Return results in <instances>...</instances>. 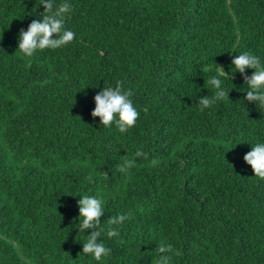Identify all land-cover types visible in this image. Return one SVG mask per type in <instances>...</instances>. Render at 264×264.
Returning <instances> with one entry per match:
<instances>
[{
    "label": "trees",
    "instance_id": "trees-1",
    "mask_svg": "<svg viewBox=\"0 0 264 264\" xmlns=\"http://www.w3.org/2000/svg\"><path fill=\"white\" fill-rule=\"evenodd\" d=\"M70 3L76 39L28 58L17 34L43 9L0 0V264H156L161 244L169 264H264V179L243 161L264 141V108L239 102V73L229 100L196 103L234 54L264 58V0ZM118 81L140 111L126 133L91 116ZM83 194L106 198L101 222L129 215L100 262L80 255Z\"/></svg>",
    "mask_w": 264,
    "mask_h": 264
},
{
    "label": "clouds",
    "instance_id": "clouds-1",
    "mask_svg": "<svg viewBox=\"0 0 264 264\" xmlns=\"http://www.w3.org/2000/svg\"><path fill=\"white\" fill-rule=\"evenodd\" d=\"M39 7H42V13L32 20L26 30L22 28L17 34V50L28 58L43 50L65 48L76 39V33L65 24L68 15L73 11L70 0H62L59 3L57 0H35L32 12L27 15H35ZM248 69L253 70L250 75L246 74ZM235 73L241 75L244 86L246 85L248 89L245 91L246 95L239 101L243 107L245 102H249L257 109L264 108V58L251 51H242L232 56L228 71L218 66L209 76L207 83L213 86L215 94L199 98L196 96V103L201 111L213 108L221 100L228 99L230 91L227 90L226 81L230 82L229 77ZM231 85L233 89L234 85L232 83ZM133 95V91L126 88L123 81H118L115 85L110 83L95 95V107L91 116L99 118L100 126L109 128L115 126L120 133H126L136 125L140 117V111L132 99ZM250 146L251 150L243 156V161L250 166L253 176L264 179V141ZM133 155L135 158L126 160L127 168L135 166L137 158L144 156V152L138 149ZM78 196L80 197L77 201L78 223L73 227L77 229L79 236L84 237L85 242L82 243L80 255L100 262L110 257L112 252L105 238H118L129 215L126 212H117L110 215L106 222L105 220L101 222L100 218L106 213V198L103 195ZM86 230H90L87 235ZM170 251L171 245L161 244L157 252L162 255H159L156 264H169L171 256L167 253Z\"/></svg>",
    "mask_w": 264,
    "mask_h": 264
}]
</instances>
